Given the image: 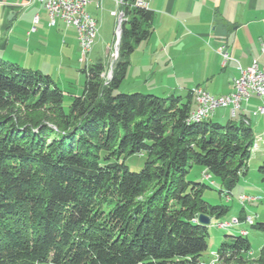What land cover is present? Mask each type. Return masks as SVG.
<instances>
[{
  "label": "trees",
  "instance_id": "trees-1",
  "mask_svg": "<svg viewBox=\"0 0 264 264\" xmlns=\"http://www.w3.org/2000/svg\"><path fill=\"white\" fill-rule=\"evenodd\" d=\"M136 1L119 7L111 77L103 80L101 61L85 65L67 111L49 75L0 59V264H264V246L250 259L246 230L202 259L209 232L199 216L219 221L230 210L187 179L203 169L230 200L256 145L248 121H191L190 91L116 93L129 55L152 31L153 13ZM133 155L146 157L139 172L126 165ZM257 171L264 182V155ZM248 227L264 233V223Z\"/></svg>",
  "mask_w": 264,
  "mask_h": 264
},
{
  "label": "crops",
  "instance_id": "crops-1",
  "mask_svg": "<svg viewBox=\"0 0 264 264\" xmlns=\"http://www.w3.org/2000/svg\"><path fill=\"white\" fill-rule=\"evenodd\" d=\"M143 2L153 13L152 31L128 57L120 86L126 87L125 92L185 96L192 88L200 87L212 96H226L232 92L231 82L239 75V67H248L255 60L263 63L264 0ZM104 5L116 8L111 0L103 1L100 10L95 0L86 8L97 23L110 10H103ZM73 57L81 63L74 28L60 20L51 25L40 3L0 0V59L42 73L52 72L53 66L58 70L69 68ZM260 104L258 97L251 96L241 104L234 119H246L251 126L249 114Z\"/></svg>",
  "mask_w": 264,
  "mask_h": 264
},
{
  "label": "rangeland",
  "instance_id": "rangeland-1",
  "mask_svg": "<svg viewBox=\"0 0 264 264\" xmlns=\"http://www.w3.org/2000/svg\"><path fill=\"white\" fill-rule=\"evenodd\" d=\"M108 9L112 10V12H118L117 10H119L117 6L116 8L115 6L107 8L106 5H104L103 10ZM110 10L108 12L102 11V13H104L97 23V36L92 46L91 53L88 55L86 64L85 62L79 63L77 57H73L71 63L68 64L69 68L66 67L63 70H58L59 68L57 69L53 66L52 72H42L43 75H49L56 86L63 92L64 99L62 107L64 111L68 110L71 98L79 96L82 93L85 76L81 70L85 65H91L101 61L104 66L102 78L106 82L109 80L114 66L118 62L119 52L116 50L119 48V43L117 45L118 39L116 32L118 25L116 26L115 18L111 15L112 12H110ZM106 49L109 50L106 52ZM1 60L8 61L6 58ZM19 66L23 68V66ZM125 88L126 87L118 89L116 93H127L124 91ZM156 96L164 97L159 94H156ZM212 117H214V122H225V120L230 118V110L218 109L210 115L206 121L211 120L210 118ZM249 118L251 121L250 127L256 139V145L251 151L247 174L232 189L230 200L228 199V193L224 186H221L219 180L212 177L205 170L194 167L187 175L188 180L201 181L212 188V190H206L203 194V199L207 203L212 206L223 205L229 207L230 211L227 216L222 217L219 221H230L231 219H236L237 221V223L233 224L231 227L232 229L220 228L217 226L219 221H211L208 226V250L202 257L205 261H210L213 258L214 252L218 249L220 243L225 240V236H240V230L247 231L245 238L250 242L251 251L254 254L251 255V260L264 246V233L251 230L248 227L250 223L247 221L249 217L251 221L264 223V182H262V177L257 171L264 155V116L259 113L254 114L250 112ZM145 160L146 157L144 155H133L127 158L126 165L130 171L139 172ZM219 188H221L220 194L218 193ZM242 195V203L240 204L237 199L238 196ZM242 208L245 210L246 214L245 217L240 220L238 217Z\"/></svg>",
  "mask_w": 264,
  "mask_h": 264
},
{
  "label": "built area",
  "instance_id": "built-area-1",
  "mask_svg": "<svg viewBox=\"0 0 264 264\" xmlns=\"http://www.w3.org/2000/svg\"><path fill=\"white\" fill-rule=\"evenodd\" d=\"M94 0H30L33 3H40L44 6L51 25H55L57 20L62 21L67 27H72L76 30L77 43L80 50L81 63H87V58L91 52L92 46L97 36V22L89 16L86 11L88 5ZM96 9H101V4L105 0H95ZM114 1L116 6L122 5V0ZM137 6L145 7L142 0L136 1ZM111 15L117 19L118 27L120 26L124 16L122 12H112ZM38 17L35 16L33 24L36 25ZM35 27L32 28V31ZM263 63L260 65L258 61H253L248 67L238 68L239 75L231 82L232 92L226 96H212L200 87H194L190 90L194 99V109L190 116L196 115H212L218 109H229L231 118H237L241 111V104L248 102L251 96H256L260 99L261 104L257 107L255 113L264 116V49L262 50ZM227 59V54H224ZM242 203V199L238 198ZM251 224V218H247ZM237 223L236 219L219 223L225 224L231 228ZM235 226V225H234ZM213 264V261L210 263Z\"/></svg>",
  "mask_w": 264,
  "mask_h": 264
},
{
  "label": "water",
  "instance_id": "water-1",
  "mask_svg": "<svg viewBox=\"0 0 264 264\" xmlns=\"http://www.w3.org/2000/svg\"><path fill=\"white\" fill-rule=\"evenodd\" d=\"M117 39H118V41H117V45H118V43H119V40H120V33H121V29H120V27H118L117 28ZM117 51H118V48L116 49ZM111 77V76H110ZM210 218H208V217H206V216H204V215H201V216H199V218H198V222L200 223V224H202V225H205V226H209V224H210Z\"/></svg>",
  "mask_w": 264,
  "mask_h": 264
},
{
  "label": "bare ground",
  "instance_id": "bare-ground-1",
  "mask_svg": "<svg viewBox=\"0 0 264 264\" xmlns=\"http://www.w3.org/2000/svg\"><path fill=\"white\" fill-rule=\"evenodd\" d=\"M209 116L206 115H196V116H190V120L193 122H200L202 120L207 119ZM208 180V179H207ZM212 185V184H211ZM245 197V196H244ZM243 195L239 197V199H242ZM220 228H228V226H225V224H219Z\"/></svg>",
  "mask_w": 264,
  "mask_h": 264
}]
</instances>
